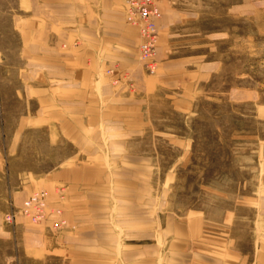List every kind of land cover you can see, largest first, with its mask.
Returning <instances> with one entry per match:
<instances>
[{
  "label": "crops",
  "instance_id": "1",
  "mask_svg": "<svg viewBox=\"0 0 264 264\" xmlns=\"http://www.w3.org/2000/svg\"><path fill=\"white\" fill-rule=\"evenodd\" d=\"M155 1L161 18L149 72L125 0H25L16 22L23 95L73 153L0 209V233L27 250L59 252L64 264H161L160 247L168 252L162 264H264L263 254L238 256L231 226L215 229L225 236L212 244L200 240L202 220L179 216L163 193L189 148L167 130L168 112L220 87L222 43L264 0ZM227 93L237 98L236 88ZM37 188L63 208L60 233L17 213Z\"/></svg>",
  "mask_w": 264,
  "mask_h": 264
},
{
  "label": "rangeland",
  "instance_id": "2",
  "mask_svg": "<svg viewBox=\"0 0 264 264\" xmlns=\"http://www.w3.org/2000/svg\"><path fill=\"white\" fill-rule=\"evenodd\" d=\"M24 4L0 0V209L73 153L34 119L36 106L23 95L16 22ZM257 13L239 18L236 33L222 43L220 87L197 93L180 111L168 112L167 130L187 139L189 148L163 187L179 216L202 220L206 233L200 240L212 244L225 236L215 229L231 226L238 256L253 252L255 259L264 255V9L258 7ZM234 88L236 99L227 93ZM56 198L65 202L64 191ZM66 227L65 220L56 233ZM167 254L160 247L162 263ZM0 264H64V257L27 250L20 238L10 240L0 233Z\"/></svg>",
  "mask_w": 264,
  "mask_h": 264
},
{
  "label": "built area",
  "instance_id": "3",
  "mask_svg": "<svg viewBox=\"0 0 264 264\" xmlns=\"http://www.w3.org/2000/svg\"><path fill=\"white\" fill-rule=\"evenodd\" d=\"M124 18L128 25L138 30L140 39L138 58L143 66L152 72L156 67V48L158 43L157 22L161 12L155 0H125ZM60 207L48 200L45 191L31 194L18 208L17 213L33 224L50 221L53 230L59 231L65 226ZM5 221L11 223L13 214H7Z\"/></svg>",
  "mask_w": 264,
  "mask_h": 264
},
{
  "label": "bare ground",
  "instance_id": "4",
  "mask_svg": "<svg viewBox=\"0 0 264 264\" xmlns=\"http://www.w3.org/2000/svg\"><path fill=\"white\" fill-rule=\"evenodd\" d=\"M21 207V206H20Z\"/></svg>",
  "mask_w": 264,
  "mask_h": 264
}]
</instances>
